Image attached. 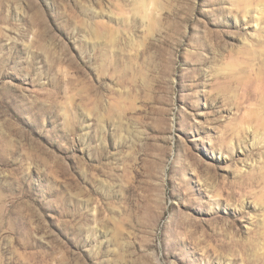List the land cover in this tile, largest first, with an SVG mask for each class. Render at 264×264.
Masks as SVG:
<instances>
[{
  "label": "rangeland",
  "instance_id": "1",
  "mask_svg": "<svg viewBox=\"0 0 264 264\" xmlns=\"http://www.w3.org/2000/svg\"><path fill=\"white\" fill-rule=\"evenodd\" d=\"M0 264H264V0H0Z\"/></svg>",
  "mask_w": 264,
  "mask_h": 264
}]
</instances>
